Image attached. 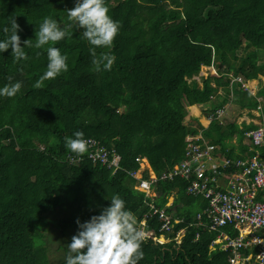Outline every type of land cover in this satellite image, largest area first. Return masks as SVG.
Segmentation results:
<instances>
[{"label":"trees","instance_id":"trees-1","mask_svg":"<svg viewBox=\"0 0 264 264\" xmlns=\"http://www.w3.org/2000/svg\"><path fill=\"white\" fill-rule=\"evenodd\" d=\"M164 1L105 0L119 31L110 49H97L98 56H114L113 64L95 71L83 30L75 24L69 27L66 10L75 0H0V39L6 38L3 29L12 19L21 46L35 39L46 16L73 32L71 39L53 45L67 56L68 71L39 88L35 84L46 71L49 45L25 48L26 60L16 61L11 49L0 54V88L10 82L22 84L15 96H0V264H50L49 224L68 244L78 231L76 222L99 215L113 195L141 220L149 210L147 199L134 188L130 175L138 169V156L147 159L155 174L166 172L183 159L185 137L199 130L227 158L233 146L226 142L234 136L247 151L242 142L244 132L256 128L252 124L239 129L227 120L225 126L212 122L204 128L198 117L185 122L190 106L207 107L203 117L223 107L232 92L231 78L259 84L256 96H251L237 83L232 103L238 110L260 106L264 127V0H167L174 5L169 9ZM245 50L250 52L231 58ZM211 66L215 75L198 86L192 78ZM219 88L224 92L220 98ZM77 131L117 153L121 169L113 174L112 169L91 163L85 158L88 150L80 156L70 153L65 138ZM78 158L82 160L70 164ZM154 192L158 208L172 195L166 212L183 220L174 225L171 238L192 222L193 212L206 207L204 201L185 194V182L179 178L159 181ZM55 210L66 214L57 220L46 217ZM151 226L157 228L158 222ZM197 232L200 238L193 242ZM184 234L178 251L172 249L174 241L160 246L142 242L139 264H228V253L209 250L216 233L191 227ZM56 264H65V258Z\"/></svg>","mask_w":264,"mask_h":264},{"label":"built area","instance_id":"built-area-1","mask_svg":"<svg viewBox=\"0 0 264 264\" xmlns=\"http://www.w3.org/2000/svg\"><path fill=\"white\" fill-rule=\"evenodd\" d=\"M240 83L243 90L251 96L256 91L241 78L233 79ZM231 86V85H230ZM260 101V99H258ZM260 107H258V110ZM226 108L221 107L207 115L208 125L212 122L224 125ZM244 139L249 143L251 157L220 156V148L206 137L201 130L196 135H188L184 139L185 149L181 161L174 164L168 171L155 174L144 157H136V171L130 175L135 179V189L145 194L148 212L137 221V226L144 232L143 242L168 244L171 241L182 243L186 228L205 229L216 233L210 241L211 251L220 250L229 253V264H246L253 260L254 264H264V128L257 125L256 129L246 131ZM88 141L86 159L93 164L106 167L114 174L120 170V156L108 151L93 138ZM82 158L71 159L70 164ZM179 178L185 182V194L204 201L206 207L193 216L192 222L185 229L178 230L173 238L174 225L183 223L175 218L173 212H166L171 207L173 197L167 199L163 208L155 205V187L159 181L173 182ZM154 221L158 227H152ZM230 229L237 233L232 238L223 230ZM200 238L194 235L193 242ZM160 239H163L161 241ZM256 249V253L252 250Z\"/></svg>","mask_w":264,"mask_h":264},{"label":"clouds","instance_id":"clouds-1","mask_svg":"<svg viewBox=\"0 0 264 264\" xmlns=\"http://www.w3.org/2000/svg\"><path fill=\"white\" fill-rule=\"evenodd\" d=\"M66 12L70 21L69 27H71V24H75L76 28L83 30L81 35L89 45V53L93 57L92 64L94 70L100 71L102 68L104 70L109 69L115 57L106 53L98 56L97 49H110L112 47L113 41L119 31V23L108 15L109 9L106 6L105 0H75L74 7L70 10H66ZM3 31L7 33V36L5 39H0V54L11 49L10 55H12L16 61L27 59L25 48L42 49L45 45H49L46 48L48 60L47 68L36 82L35 87L39 88L43 85L45 80L55 79L57 76L68 71L67 56L61 54L60 49L53 45L64 39H71L73 32L68 31L65 27H61L56 19L50 16L44 17L38 29L35 31V39L25 40L23 46H21L20 37L17 34L18 25L14 19L10 20L9 26L5 27ZM203 68H205V70H203L205 71V75L201 76L202 80L215 75L216 69L214 67ZM231 76H229V78ZM236 78H231V81ZM244 83L251 85L256 82ZM229 85H231V83ZM212 86L214 85L212 84ZM21 87L22 84L20 82H10L3 88H0V96L11 98L20 91ZM254 89L257 94V84ZM232 90H234L233 87ZM258 99H260V101H258ZM257 101L261 102L262 99L258 97ZM229 102L228 95L227 103L223 106L226 108L225 119L229 115ZM230 103L232 105V101ZM191 107L195 106H190L189 108ZM258 107L256 110L252 111L238 110L240 116L238 118H241L243 114L255 115V119L251 117L248 124L241 121V125L252 124L256 126V128L257 125L263 126ZM198 108H200L202 112L205 110L204 106ZM205 118L207 120V115ZM237 125H239V129H242L240 124ZM86 139L88 138H84L82 132L77 131L73 133V137L65 138V147L70 153L76 156L83 155L88 150V141ZM51 142L55 143V139ZM231 157L236 156L231 155ZM109 201V206L104 207L99 215H93L89 220L83 223L79 221L76 222L78 231L72 236L70 243L66 246L67 255L65 257V264H139V261L143 259L144 253L141 245L144 239V232L138 228L135 215L126 209L124 200L118 195H113ZM156 245L160 246V244Z\"/></svg>","mask_w":264,"mask_h":264},{"label":"rangeland","instance_id":"rangeland-1","mask_svg":"<svg viewBox=\"0 0 264 264\" xmlns=\"http://www.w3.org/2000/svg\"><path fill=\"white\" fill-rule=\"evenodd\" d=\"M164 4L167 6V9L174 7V5H172L171 3H168L167 0L164 1ZM249 52H250L249 50H245L242 53L241 52H237L236 55H231V58L232 59H235V57H238V56H241V55H245V54H247ZM261 62H264V50L262 51V61ZM203 70H205V68L202 67L200 69V73L195 78H192V80L195 81L198 84V86H201V84H199L200 82H202V77L201 76L202 75H205L204 74L205 71H203ZM229 76H231V74ZM261 78H264V77L261 76ZM190 81H191V79L187 80V82H190ZM230 83H231V87L234 88V90H231L232 93L229 94V101L231 102L234 99H236V91H235V88H236L237 84L233 80ZM256 84H257V86H259L258 83H252L251 84L252 88H255L256 87ZM239 87L242 88L241 87V84H240ZM223 95H224L223 89L222 88H219L216 96L220 98ZM210 99L213 102L216 101V97H212ZM230 102L228 103V112H229V115L227 116L228 119L227 118L225 119V123L227 122V120H229V121H233V123L236 122L235 123L236 125L237 124H240L241 125V122H239V121H242V118H238V117H240L239 116V111L236 108V105L234 103H232V105H231ZM195 107H197V106H195ZM198 107H202V106H198ZM205 108H207V107H205ZM188 110L189 111H188V113H187V115L185 117V122L187 124H190V123L194 122V117H199L197 119V121L199 122V120H200V123L201 124L204 123V121H203V119L201 117L202 111L200 113L197 112L196 113V116H194L195 109L194 108H189ZM225 123H224L223 126H225ZM231 143L233 144V141H231V139L226 142V144H229V145H232ZM234 148L235 147H233V149ZM41 149H43V148H41ZM57 211L58 210H55L54 213L52 214V216H51L50 213H48V215H46V217L47 218H50V219H56L57 220V219L63 217L64 214H66V213H62V215H61ZM196 214H197V212H193L192 213V217L195 216ZM49 225H50L49 226V230L46 232V234L48 235L47 238H46V248H47L46 249V252H47V255H48L50 264H56L59 260H63L66 257L65 255L67 254L66 253L67 252V247H66L67 244H65V242L63 241L64 238L61 237V234H60V232L58 230H56L54 227H53V229H51L52 223H50ZM223 231L226 234H228L230 237L234 238L233 236H231V233L234 232V231H232L230 229H224ZM175 244L176 245L172 246V249H174L175 251H178L176 249H180V246H178V244L176 242H175Z\"/></svg>","mask_w":264,"mask_h":264},{"label":"crops","instance_id":"crops-1","mask_svg":"<svg viewBox=\"0 0 264 264\" xmlns=\"http://www.w3.org/2000/svg\"><path fill=\"white\" fill-rule=\"evenodd\" d=\"M192 108H194L195 109V114H194V116H196V113L198 112V113H200L201 112V110H200V108H198V107H192ZM202 108V107H201ZM201 117H202V119H203V121H204V123L203 124H201L204 128H206L207 126H208V123H207V120H206V118L205 117H203L202 115H201ZM251 117H253L254 119H255V115H253V114H249V115H246V114H243L242 115V121H244V123L245 124H248L249 123V121H250V119H251ZM200 121V120H199ZM239 122H241V121H239ZM207 138V137H206ZM209 139V138H208ZM209 140H211V139H209ZM212 141V140H211ZM231 141H233V144H232V146L233 147H235L234 149H232L231 150V152H232V154L231 155H234V156H242V157H248V155H249V152H251V151H249V149H248V147H249V143L245 140V139H243V142H242V144L245 146V147H247V151H245L241 146H239L237 143H236V137L234 136L233 137V139L231 140ZM216 146L218 147V145L216 144ZM219 148V147H218ZM220 156H222V154H220ZM260 197H262V198H264V195H260ZM229 254V253H228ZM227 260H229V255H228V259ZM249 263V262H248ZM228 264H229V261H228ZM247 264V263H246ZM253 264H254V262H253Z\"/></svg>","mask_w":264,"mask_h":264},{"label":"bare ground","instance_id":"bare-ground-1","mask_svg":"<svg viewBox=\"0 0 264 264\" xmlns=\"http://www.w3.org/2000/svg\"><path fill=\"white\" fill-rule=\"evenodd\" d=\"M161 241H163V239H160Z\"/></svg>","mask_w":264,"mask_h":264}]
</instances>
